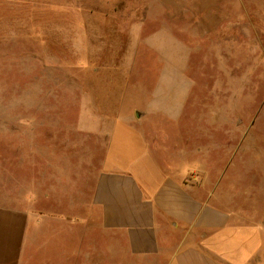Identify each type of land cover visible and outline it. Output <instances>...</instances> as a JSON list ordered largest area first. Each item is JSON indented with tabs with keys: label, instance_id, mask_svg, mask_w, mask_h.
<instances>
[{
	"label": "rangeland",
	"instance_id": "obj_1",
	"mask_svg": "<svg viewBox=\"0 0 264 264\" xmlns=\"http://www.w3.org/2000/svg\"><path fill=\"white\" fill-rule=\"evenodd\" d=\"M105 98L106 151V139L79 128ZM0 156H37L40 172L49 167L40 156H66L79 212L94 164L154 156L264 224V3L0 0ZM93 244L86 223V264Z\"/></svg>",
	"mask_w": 264,
	"mask_h": 264
},
{
	"label": "crops",
	"instance_id": "obj_2",
	"mask_svg": "<svg viewBox=\"0 0 264 264\" xmlns=\"http://www.w3.org/2000/svg\"><path fill=\"white\" fill-rule=\"evenodd\" d=\"M97 103L93 121L82 117L79 128L106 139V151L114 124L105 113L113 106L108 98ZM145 157L94 164L87 200L82 190L72 205L79 212L69 207L66 156H40L49 166L43 172L37 156H0V264H32L37 256L46 264H86V223L94 240L87 264H264V224L251 209L218 199L212 186L182 181L179 165Z\"/></svg>",
	"mask_w": 264,
	"mask_h": 264
}]
</instances>
